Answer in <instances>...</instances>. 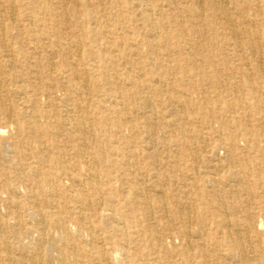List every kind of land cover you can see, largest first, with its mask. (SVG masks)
I'll use <instances>...</instances> for the list:
<instances>
[{"label": "bare ground", "instance_id": "1", "mask_svg": "<svg viewBox=\"0 0 264 264\" xmlns=\"http://www.w3.org/2000/svg\"><path fill=\"white\" fill-rule=\"evenodd\" d=\"M234 1L232 6L221 0H107L114 10L109 13L94 8L97 0L1 2L0 264H88L94 258L108 264L109 249L96 246L100 227L94 223L105 222L97 212L109 214L116 224L114 232L126 237L136 233L131 221H124L119 214L129 204H142L146 219L160 214L168 224L178 225L169 237L181 240L180 264H264L263 223L256 220L259 211L264 212V114H252V110L264 111V84L259 82L264 79V37H258L264 22L247 16V26L241 28L231 11L245 15L260 8L250 0H243L244 5ZM204 6L229 28L236 49L243 48L241 39H246L244 48L257 61L252 69L229 66L226 72L217 69L214 75L199 78H209L215 89L232 91L234 102L230 105L239 114L226 115L213 99L198 101L194 98L197 87L188 86L174 97L168 86L171 80L125 84L132 67L137 68V76H143L149 72V61L155 66L157 60L174 52L181 61L187 40L197 47L202 41L196 39L198 9ZM167 7L175 14L166 15ZM125 8L137 18L127 17ZM186 25L192 36L184 33ZM101 35L111 38L107 42L120 54L114 57L100 49L94 51L87 44V38L99 44ZM209 45L216 51L208 57L212 62L221 55L225 60L244 58V51L225 52L224 43ZM147 54L150 57L144 64ZM182 67L180 63L178 68ZM254 72L259 75L253 77ZM158 73L161 77L166 74ZM246 90L250 94L243 100ZM129 109L143 113L141 124L130 129L145 132V141L154 135L155 125L165 130L155 140L158 146L151 147L152 165L163 154L166 165L175 172L186 155L192 160L193 173L182 178L172 172L170 181L163 179L164 187L157 188L151 183L154 173H136V161L117 148L114 163L121 164L124 173L115 177L121 185L114 187L113 193L122 203L114 211L98 200L97 195L105 191L103 178L89 169L83 171L82 161L91 129L99 127L107 136L111 122ZM167 109L183 124L210 125L215 117L219 126L211 136L185 125L182 130L173 128V123L164 120ZM123 136V141L130 139L129 134ZM218 148L225 150L222 159L217 158ZM104 149H96L98 158L106 156ZM203 152L217 160L206 171L200 157ZM172 194L175 197L170 200ZM252 205L261 209L254 210ZM22 209L27 216L20 214ZM69 220L76 224V233L71 232ZM26 222L32 227L27 228ZM13 229L20 235L18 242L10 236ZM80 234L90 236L91 241H81ZM157 237L164 247V238ZM104 238L110 240L108 235ZM44 243L48 253L43 250ZM110 244L115 252L121 248L118 242Z\"/></svg>", "mask_w": 264, "mask_h": 264}, {"label": "rangeland", "instance_id": "2", "mask_svg": "<svg viewBox=\"0 0 264 264\" xmlns=\"http://www.w3.org/2000/svg\"><path fill=\"white\" fill-rule=\"evenodd\" d=\"M3 0H0V6L2 5L1 2ZM237 1V0H236ZM254 3L256 6L260 8V10H257L255 7L253 10L249 11L245 15L243 14H236L233 11H231V16L233 19L239 23V26L246 27V23H244V18L249 16L250 18H258L260 22H264V1L263 0H250V2ZM223 4H231L232 6L235 5L234 0H221ZM239 4H245L243 0L238 1ZM94 8H96L99 12L102 13H109L114 11L112 6L108 4L107 0H97V2L94 4ZM124 14L127 17H133L135 14L131 13V10L125 8ZM166 15H172L174 12L171 11L170 7H167L165 11ZM170 13V14H169ZM175 14V13H174ZM199 14V30L196 33V39H201L202 41L198 43L197 47L194 46V42H189L190 40H187L185 43V52L186 54L184 57L179 61L176 58L175 52L171 54L170 57L163 60H157L156 61V67L154 65H151V62L149 61L148 54L144 58V64L148 62V69L149 72L144 74L143 76L138 75L137 76V68L134 66L131 69V76L126 79L125 84L127 86H130L131 81L140 82V83H148L150 84L151 79H163L166 82L171 80V84H169V88H173L172 95L174 97L182 95L181 92L185 89L187 90L188 86L197 87V92L194 93V98H196L198 101H205L207 102L208 99H213L218 101V103L221 105L224 113L226 115H234L237 110L235 107L231 106L230 103L234 102V93L228 89L226 90H220L215 89L211 80H200L203 76H212L214 75V71L219 69L221 72H226V70H229V66H242L244 68L252 69L253 66L257 63L250 55L249 50L247 48H244L247 44L246 39H241V44L244 46L243 48L236 49L234 46V43L236 42V39L230 34V30L227 27H224L222 24V20L217 18V16L212 12L210 8L207 6H204L200 9H198ZM137 18L136 16H134ZM7 18L8 15H7ZM9 21V20H7ZM262 25L258 26V28H262ZM226 28V29H225ZM184 33L186 35L190 34L192 36V33L190 31V27L186 25ZM190 36V38H191ZM102 40L99 44L91 43L90 39L87 38V44L94 50L101 52L110 53L112 56L116 57V54H120V51L114 50L110 46V43L107 42V40H110L111 38L106 39L105 36L101 35ZM259 39L264 37V31L263 33H260L258 35ZM211 42V43H209ZM217 42H221L225 44V52L231 53V52H238V51H244V58L241 57H235L232 59L225 60L223 56L219 57L216 61L212 62L208 60V57L215 56V48L211 47L209 44L214 45ZM190 43V44H189ZM264 49V45L262 47ZM84 50V49H83ZM142 50V49H141ZM146 50V47L144 48ZM85 51V50H84ZM194 52L195 56H190L191 53ZM107 54V55H108ZM193 55V54H192ZM153 56V55H152ZM197 59V62H193L194 59ZM181 63L184 67L178 68V65ZM123 70H126V67H122ZM262 72L264 73V61L261 64ZM158 71H165V75L161 77V74L158 73ZM260 73V72H258ZM253 77L259 75L254 73ZM222 76H225L221 74ZM170 78V79H169ZM200 78V79H199ZM199 81H196V80ZM259 82L263 85L264 79H260ZM127 87H125L126 89ZM169 90V89H168ZM60 94V92H58ZM250 92L245 91L243 92L241 97L247 98L249 97ZM165 97V95H163ZM244 100V99H243ZM209 104V103H208ZM210 105H214L213 103H210ZM120 108V107H119ZM144 111V110H143ZM172 110H166L163 111V116L165 117V121L167 123H173V128L176 126L179 127L180 130H182L185 126H189L191 128H195L200 130L203 135H212L215 130L219 126V121L215 117L212 118L210 121V125H201L199 122H193V123H184L182 121L176 120V117L174 115H171ZM157 112L155 113L154 119L157 121L156 117ZM239 114V113H238ZM252 114H254L256 117H259L264 114V111H256L252 110ZM143 113H140L136 109H129L125 110L122 114V117H118L117 119L113 120L111 122L112 130L107 136H103L100 132L99 127H93L90 131L89 137L86 141V154L82 161V170L85 171L86 169L92 171L93 173L101 176L103 178L104 184H105V191L104 193H99L98 200H101L103 202H106L114 211H116L119 207V205L122 203L121 199L117 196L116 193H113V188L119 187L121 183L117 182L115 180V177L118 175H121L124 173V167L121 166V164L114 163V157H116V154H114V150L117 148L122 149L121 153L125 156H131L136 161V166L134 168V171L136 173H154L155 177L152 180V184H154L157 188H163V179L169 180V177H172V175L176 174L177 177L184 178L186 175L185 173L192 174V160L186 156L183 155L178 165L176 166V171L173 172V169L171 166L166 165V159L165 156L162 154L159 156L158 162L155 166L152 165V158L151 154H153L151 147H157L156 144V138L162 137V134H165V130L160 125L154 126V135L151 136L145 141V132H141L137 127L134 128V130H131L130 128L132 126H135L136 124L143 121L145 117H143ZM122 119V120H121ZM124 119V120H123ZM44 126L45 120L41 122ZM251 119H249L248 124L251 125ZM185 125V126H184ZM130 130V131H129ZM228 132L236 133L234 128H228ZM130 135V139L126 142L123 141L124 136L123 135ZM174 133L169 132L168 135H173ZM177 136H173V144L176 143ZM144 141L146 143H144ZM147 146L148 148H144ZM105 148L106 156L102 158H98L96 155V149L97 148ZM150 147V148H149ZM217 153L220 155L217 157L218 159H222L225 154V150L222 148H218ZM112 155V156H111ZM209 154L207 153H200V157L204 161L203 170H209L212 164L216 163L215 156L208 157ZM112 157V158H111ZM208 157V158H207ZM185 159V160H184ZM187 161V162H186ZM188 164V165H187ZM90 166V167H89ZM144 168V169H143ZM147 168V169H146ZM202 168V167H201ZM171 169V170H170ZM170 170V171H169ZM224 170V169H222ZM173 172V174H172ZM220 173V171H219ZM192 176V175H190ZM189 177V176H188ZM197 179V177H195ZM170 181V180H169ZM156 183V184H155ZM65 184L67 187H69L70 183L68 181H65ZM170 200L174 199L175 195H170ZM255 206V205H254ZM252 205V207H254ZM261 208H256L254 210L259 211ZM47 210V208H45ZM2 213L6 215V211L2 209ZM143 206L142 204H129L128 207H126L124 210H121L119 214L121 215L122 219L124 221H131V223L134 225V229L136 230V233L129 234L128 236L124 237L114 232V226L116 225L114 221L110 218V215L106 213L107 216H102L100 211L98 210L97 216L98 218L104 220L105 222H95L94 224L98 227H100L99 230V236L96 239V246L97 249H100L101 247L106 246L107 249H109V261L108 264H175L181 262V254L180 248H181V240L179 238H171L169 235H172L177 232L178 225H173L172 223H167L166 220L162 217H160V214H156V219H146L143 216ZM20 214L23 216H27L26 210L22 209L20 211ZM104 217V218H103ZM158 217V218H157ZM107 218V220H105ZM257 221H260L263 223V231H264V212L259 211V215L256 218ZM27 228H31L32 225L29 222H26ZM10 223H7L6 225L9 226L8 229H10ZM69 227H72L71 232H75L73 228H76V224L69 220L68 223ZM79 228V227H78ZM11 231V230H10ZM9 233V232H8ZM12 234V235H11ZM75 235V234H74ZM108 235L110 236V240L107 241L104 237ZM157 235H160L164 238V247H161L157 239ZM10 236H14L15 240L19 238L16 235L14 229L11 231ZM81 238V241L84 240L85 242H90L91 237L90 236H82L80 234L79 236ZM19 239L16 241L18 242ZM118 242L121 246L120 250L118 252H115L112 250V245L110 242ZM25 241L22 240V244H25ZM47 244H43V250L45 253H48V246L46 248ZM111 249V250H110ZM91 251V250H90ZM93 252V251H92ZM68 254V261L72 259V257ZM94 257H98L93 253ZM171 257V258H169ZM71 264V263H69ZM88 264H102L99 263L97 259L94 258L92 263Z\"/></svg>", "mask_w": 264, "mask_h": 264}]
</instances>
